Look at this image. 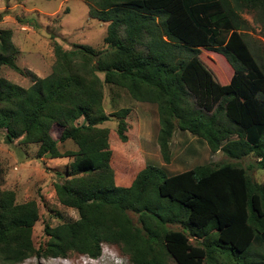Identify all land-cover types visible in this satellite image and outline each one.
Listing matches in <instances>:
<instances>
[{
    "label": "trees",
    "instance_id": "1",
    "mask_svg": "<svg viewBox=\"0 0 264 264\" xmlns=\"http://www.w3.org/2000/svg\"><path fill=\"white\" fill-rule=\"evenodd\" d=\"M85 1L108 24L106 47L65 49L55 40L46 77L18 65L13 30L0 28V131L8 143L37 145L38 159H73L55 192L79 214L47 224L48 239L37 247L38 202L20 203L16 191L0 188V264L74 253L95 259L103 244L117 245L131 264H264V182L239 162L254 154L264 169V67L244 17L252 14L264 37V0ZM205 51L227 59L231 78L208 64ZM3 66L32 84L6 78ZM106 84L157 105L165 164L177 128L231 161L175 174L147 164L136 110L107 113ZM113 117L116 128L103 126ZM59 140L77 150L62 152Z\"/></svg>",
    "mask_w": 264,
    "mask_h": 264
},
{
    "label": "rangeland",
    "instance_id": "2",
    "mask_svg": "<svg viewBox=\"0 0 264 264\" xmlns=\"http://www.w3.org/2000/svg\"><path fill=\"white\" fill-rule=\"evenodd\" d=\"M90 4L85 0H0V28L13 30V41L20 48L18 65L29 69L40 77L48 76L56 61L53 42L57 40L65 49H72L77 44L89 45L96 49L106 47L104 39L108 24L95 19L90 14ZM8 13V14H6ZM250 24L248 38L259 53V61L264 67V37L259 24L250 13L244 14ZM31 21V22H30ZM210 66L221 76L231 78L233 69L227 59L215 51H205ZM207 63V62H206ZM2 74L21 86L32 84L29 76L19 74L2 67ZM103 78L104 75L100 74ZM105 107L109 114L124 107H133L140 116L142 124V160L148 164L164 167L169 174H175L208 162L231 161L223 152L211 153L207 142L187 131L177 128L172 140V162L165 164L157 136L160 129L157 105L133 100L126 90L105 85ZM118 121L111 118L103 126L116 128ZM6 131H0V188L11 189L17 193L20 203L36 200L39 205L40 219L34 226L33 239L37 247L44 244L48 237L45 233L47 224L56 226L60 223L79 218L78 211L62 205L55 192V183L62 182L67 176L72 158L52 159L49 156L38 159L37 145H23L20 140L8 143ZM53 135L59 139L61 128L55 127ZM142 146V148H141ZM62 152L74 151L77 146L72 141L61 142ZM137 158V157H135ZM132 157L133 163L138 161ZM248 168L250 175L259 182H264V169L258 167V158L254 154L239 160ZM117 165V164H115ZM118 166V165H117ZM116 166V167H117ZM136 220V216L130 213ZM173 228H179L173 225ZM70 264H131L128 256L117 245L103 244L98 258H91L81 253L65 258ZM63 258L36 257L23 264H65ZM97 261V262H96ZM73 262V263H72Z\"/></svg>",
    "mask_w": 264,
    "mask_h": 264
},
{
    "label": "crops",
    "instance_id": "3",
    "mask_svg": "<svg viewBox=\"0 0 264 264\" xmlns=\"http://www.w3.org/2000/svg\"><path fill=\"white\" fill-rule=\"evenodd\" d=\"M139 116V115H138ZM139 120H140V116H139ZM141 131H142V124H141V120H140V130H139V139H140V143L142 144V137H141ZM142 148V146H141ZM77 150V149H76ZM75 151V150H74ZM147 163V162H146ZM148 164V163H147Z\"/></svg>",
    "mask_w": 264,
    "mask_h": 264
},
{
    "label": "bare ground",
    "instance_id": "4",
    "mask_svg": "<svg viewBox=\"0 0 264 264\" xmlns=\"http://www.w3.org/2000/svg\"><path fill=\"white\" fill-rule=\"evenodd\" d=\"M62 262L63 263H65V264H70L69 262H67V260L65 259V260H62ZM97 262V261H96ZM73 263V262H72Z\"/></svg>",
    "mask_w": 264,
    "mask_h": 264
}]
</instances>
